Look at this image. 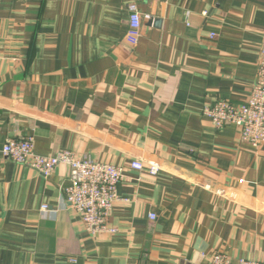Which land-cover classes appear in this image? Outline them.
<instances>
[{
    "label": "crops",
    "instance_id": "1",
    "mask_svg": "<svg viewBox=\"0 0 264 264\" xmlns=\"http://www.w3.org/2000/svg\"><path fill=\"white\" fill-rule=\"evenodd\" d=\"M263 35L264 0H0V264H264V144L200 115L247 100ZM25 137L123 168L115 234L86 232L67 167L44 178L2 158Z\"/></svg>",
    "mask_w": 264,
    "mask_h": 264
},
{
    "label": "built area",
    "instance_id": "2",
    "mask_svg": "<svg viewBox=\"0 0 264 264\" xmlns=\"http://www.w3.org/2000/svg\"><path fill=\"white\" fill-rule=\"evenodd\" d=\"M126 10L128 30L124 39L128 45L135 47L141 35L140 12L135 3L127 5ZM200 115L209 121L216 131L228 126L235 127L239 131L241 142L252 149L264 144V35L258 52L256 83L251 88L247 100L240 105L225 100L205 104L200 110ZM1 156L6 161L36 171L44 178H49L60 165L67 167L68 184L63 189L64 200L78 214L86 232L90 236L113 235L117 232L109 227L108 219L114 204L119 200L117 187L123 178V168L93 161L88 157L80 158L68 151H58L47 156L39 155L35 152L32 137L7 140L1 149ZM129 168L137 172L145 171L151 177H155L159 171L156 164L145 166L138 161H132ZM49 212L47 205L40 208L43 218ZM155 218L153 214L149 216L150 221ZM208 264L263 263L243 259L233 263L227 256L214 253L209 257Z\"/></svg>",
    "mask_w": 264,
    "mask_h": 264
}]
</instances>
